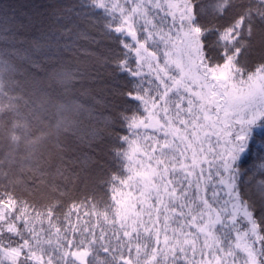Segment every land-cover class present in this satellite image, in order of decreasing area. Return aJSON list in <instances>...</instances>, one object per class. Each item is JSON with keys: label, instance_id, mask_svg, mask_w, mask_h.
Wrapping results in <instances>:
<instances>
[{"label": "trees", "instance_id": "1", "mask_svg": "<svg viewBox=\"0 0 264 264\" xmlns=\"http://www.w3.org/2000/svg\"><path fill=\"white\" fill-rule=\"evenodd\" d=\"M3 2L5 5L21 7L22 14L35 25L34 29H29L32 34L29 38L43 42L50 39L47 35L49 31H62L56 27L61 16L54 15L60 9L49 5L70 0ZM105 2L118 4L126 10L137 4L143 6L134 17L137 20L136 27L139 29L141 24L145 26L149 36L148 44L152 45L149 52L156 50L157 56L152 58L145 54L146 59L140 60L133 52L128 59L139 61L132 65L140 73L138 83L133 82L132 86L144 87L146 98L148 91H152L148 110L140 117L147 126L142 124L135 136L129 133L132 147L125 144L122 151L130 155L131 160H125L123 168L120 162L123 158H118L120 150L115 141L116 135L123 136L124 131L116 135L109 131L107 135L111 136V140L96 137L98 121L110 118L94 114L106 107L103 98L111 95L109 90H115L117 84L123 85L126 82L122 79L114 80L111 69L104 66L114 43L100 26L104 22L82 16L78 30L88 31L91 34L89 39L85 41L73 35L72 40H69L65 36L60 45L63 52L42 55L34 65L38 75L33 73L29 83L50 89L57 96L63 97L68 108L61 122L78 124L81 135L87 133L97 143L93 146L91 140H82L79 145L72 144L66 153L75 154L68 162L71 171L62 176L53 172L49 176L47 172L38 171L43 164V161L37 163L38 157L33 158L27 150L17 157V152L6 148L0 137V190L7 186L21 200H34L41 205L37 212L29 207L22 210L26 212L25 220L35 229L34 233H25L26 236L31 235L39 258L33 264H48L49 260L51 264H66L70 259L75 260V264H202V257L203 264H233L229 251L238 254L241 259L244 256L242 247L236 248L237 243L243 246L246 242L241 230L242 223L232 227L229 221L223 220L211 235L199 232L200 212L209 215L203 201L207 199L209 205L219 207L227 199L226 188L214 176L216 165L213 160L216 152L224 151L227 137H224L222 124L217 122L220 120L216 115L212 121L217 122L216 127L213 129L206 125L208 135L204 136L197 128L189 129V121L197 115L202 113L204 119L201 101L179 89L176 81L180 78L178 68L169 62L181 53L177 50L182 48L180 34L172 35L169 29L176 31L171 27L172 17L175 15L178 18L182 0ZM115 14L120 15L119 8ZM63 19L68 17L64 16ZM44 51L47 52V48ZM262 57L264 49H261L257 39L247 59L251 66L250 75L260 73L257 69L264 62ZM65 72L73 74L66 87L60 79V74ZM165 91L167 96L163 95ZM157 96L162 99L153 108L151 101ZM216 98H221L218 92ZM11 99V96L0 90V110L7 107ZM96 105L101 107L97 108ZM151 112L155 115L150 116ZM153 120L155 123L158 120L159 124L151 126ZM213 132L219 135H213ZM194 148L202 149V161H193ZM110 152L117 155H110ZM77 161H80L79 168L75 167ZM112 174L118 176V181L105 189L103 183ZM129 175L133 177L132 180L119 183V179L127 181ZM36 176L48 177L38 181L39 188L30 185ZM57 205H63L64 214L57 212L53 218L47 209ZM131 205L133 210L126 212ZM198 205H201L200 212H193ZM193 215L197 220L190 219ZM211 215L214 218L215 211ZM237 233L240 235L239 240L236 239ZM37 235L39 241L35 240ZM224 236H228L231 243L222 242ZM185 239H195L194 252L188 244L177 243ZM66 241L69 243L66 244ZM180 247L186 251L181 253ZM221 248L223 251L219 250ZM77 252H86L87 255L77 259L72 255Z\"/></svg>", "mask_w": 264, "mask_h": 264}, {"label": "snow or ice", "instance_id": "2", "mask_svg": "<svg viewBox=\"0 0 264 264\" xmlns=\"http://www.w3.org/2000/svg\"><path fill=\"white\" fill-rule=\"evenodd\" d=\"M49 7L60 9V12L54 15L61 16L56 22V27L62 31H49L47 35L50 39L41 42L29 38L32 35L29 29H34L35 25L22 14L23 9L13 4L5 5L3 0H0V90L12 97L9 105L0 110V137L3 138L6 148L17 152V157L25 153V150L31 153L33 158L38 157L37 163L43 161L38 171L47 172L49 176L53 172L62 176L71 171L68 162L75 154L66 153L72 144L79 145L82 140H91L93 146L97 143V140L87 133L81 135L78 124L61 122L68 108L63 97L57 96L50 89L29 83L33 73L38 75L34 65L42 55L63 52L60 45L65 36L69 40H72L73 35L78 39L82 37L85 41L89 39L91 34L88 31L81 32L78 29L82 16L85 19L91 17L104 22L100 26L114 42L104 66L111 69L114 80L122 79L126 82L123 85L117 84L115 90L110 89L111 95L103 98L106 107L94 114L101 118H110L98 121L96 137L111 140V136L107 135L109 131L113 135L124 131L123 136L116 135L115 141L117 149L120 150L118 158H123L120 161L123 168L125 160L130 161L131 156L122 150L125 144L132 147L129 133L135 136L142 124L147 126L145 120L140 117L148 110L152 97L151 90L146 98L144 87L132 86L140 75L138 68L132 65L138 64L139 61L128 59L133 52L140 60L146 59L145 54L152 58L157 56L156 50L149 52L152 45L148 44L149 36L145 26L141 24L139 29L136 27L137 20L134 17L143 6L137 4L126 10L105 0H84L83 3L81 0H70ZM117 8L120 9L119 16L115 14ZM179 9L178 18L175 15L172 17L171 27L176 31L172 32L171 28L169 31L172 35L180 34L188 55L185 67L189 74L195 70L202 78L203 86L209 87L214 93L219 92L225 101L222 107H217V113L224 112L225 120L217 122L222 124L223 135L227 137L226 147L223 152H216L213 160L216 165L214 176L221 186L226 188L227 199L219 207L209 205L205 199L203 206L208 207L209 215L200 212L201 205L193 209V212H200L199 232L205 233L206 236L211 235L223 220L229 221L232 227L242 223L241 230L246 242L243 246L237 243L236 248L242 247L244 256L241 259L232 251H229L228 255L233 257V264H264V80L258 86L250 84L249 90L246 93L241 92L240 95L228 91L229 80L236 79L239 82L253 79L249 74L251 66L247 59L257 39L261 49H264V0H182ZM64 16L68 19H63ZM156 47L158 49L159 45ZM45 48L47 52L44 51ZM261 59L264 61V57ZM176 67L181 73L184 72V67L180 64ZM257 71L264 73V62ZM72 75L71 72L60 74L65 87ZM220 89L224 91L220 92ZM163 95L167 96V91ZM160 99L161 96L152 99L153 108ZM149 115L154 116L155 113L151 112ZM204 118L209 119L207 115ZM217 122H213L209 127L214 129ZM212 134L219 135L217 132ZM133 151L136 149L133 148ZM109 154L117 155L114 152ZM75 167H80V161H77ZM42 178L48 177L36 176L30 185L39 188L38 181ZM132 179L129 175L127 181L119 179V183L124 184ZM117 181V175H109L103 187L108 189ZM85 201L87 202V197ZM26 207L37 212L41 205L34 200H21L20 196L7 186L0 190V264H33L39 260L31 235H25L26 232H35L25 220L26 212L22 210ZM47 211L53 218L57 212L64 214L63 205H57ZM212 211H215L214 218ZM190 219L195 221L197 217L193 215ZM39 239L38 235L35 236L36 241ZM165 239L167 243V237ZM236 239H240L239 233ZM223 241L231 243L228 236H224ZM195 242V239H185L177 243L188 244L194 252ZM67 243L69 242L66 241ZM204 246L207 247V243ZM219 250L223 251V248ZM179 251L183 253L186 250L180 247ZM72 255L79 259L87 253L77 252ZM48 264H51V260ZM66 264H75V260L70 259Z\"/></svg>", "mask_w": 264, "mask_h": 264}, {"label": "rangeland", "instance_id": "3", "mask_svg": "<svg viewBox=\"0 0 264 264\" xmlns=\"http://www.w3.org/2000/svg\"><path fill=\"white\" fill-rule=\"evenodd\" d=\"M174 10H176V8ZM177 50L178 52L181 51V53L179 54V57L175 56L173 59L171 58L169 60V62H171L172 64H175V65L180 64L182 67H184L183 73H181L178 69L180 78L176 80L177 86L179 87L180 90L190 93L191 95L194 96V98L201 101L200 104L203 109L202 110L203 115L204 117L206 115L209 117L208 120H205V118L203 119L201 117L202 113L200 114V116L197 115L194 120L189 121V129L195 130L197 128V131L200 130L201 134L203 133L204 136H206L205 133L209 131L208 128H206V125L209 126V124L212 123L214 115H216L221 122L225 120L223 111H220L219 113H217V107L218 106L222 107L225 101L222 97L219 99L216 98L217 92L214 93L209 87L203 86L202 78L199 77V75L195 72V70H193L191 74H189L187 67H185L188 61V55L184 49V45L182 44V48H178ZM252 76H253V79L251 81H248L246 79L239 81V82L236 79L229 80L228 81V91L232 92L234 95H240L241 92L246 93L249 90L250 84L258 86L260 85L261 81L264 80V73L260 72ZM223 91L224 89H220V92H223ZM157 123L159 124L158 120L156 123L153 120V123H151V126H154ZM197 137L199 139V136ZM205 152L211 153L210 151H205ZM202 156H203L202 149L194 148L193 157H192L193 161L194 162L202 161ZM132 208H133V205L127 208L126 212L128 210L130 212Z\"/></svg>", "mask_w": 264, "mask_h": 264}]
</instances>
